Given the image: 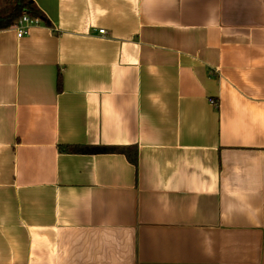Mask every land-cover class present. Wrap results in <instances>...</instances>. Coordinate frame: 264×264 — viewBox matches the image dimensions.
<instances>
[{
  "label": "crops",
  "instance_id": "1",
  "mask_svg": "<svg viewBox=\"0 0 264 264\" xmlns=\"http://www.w3.org/2000/svg\"><path fill=\"white\" fill-rule=\"evenodd\" d=\"M32 1L49 26L0 31V264H264V0Z\"/></svg>",
  "mask_w": 264,
  "mask_h": 264
},
{
  "label": "trees",
  "instance_id": "2",
  "mask_svg": "<svg viewBox=\"0 0 264 264\" xmlns=\"http://www.w3.org/2000/svg\"><path fill=\"white\" fill-rule=\"evenodd\" d=\"M2 2L9 10L7 13H0V31L13 28L22 16H27L30 19H38L41 23L49 26L46 17L32 0H0V6ZM57 89L58 91L61 89L60 76L58 77ZM59 150L67 154H105L119 152L126 156L128 151L127 148L82 145L59 146ZM130 159L134 161L132 158Z\"/></svg>",
  "mask_w": 264,
  "mask_h": 264
},
{
  "label": "built area",
  "instance_id": "3",
  "mask_svg": "<svg viewBox=\"0 0 264 264\" xmlns=\"http://www.w3.org/2000/svg\"><path fill=\"white\" fill-rule=\"evenodd\" d=\"M41 22L38 19H30L27 16H22L17 24L13 27L16 37L18 39L26 36L29 34V30L32 26L39 25ZM100 34H104V31H99ZM212 104H215L213 101H211Z\"/></svg>",
  "mask_w": 264,
  "mask_h": 264
},
{
  "label": "rangeland",
  "instance_id": "4",
  "mask_svg": "<svg viewBox=\"0 0 264 264\" xmlns=\"http://www.w3.org/2000/svg\"><path fill=\"white\" fill-rule=\"evenodd\" d=\"M8 7L7 6H5L4 4H3V2L1 3V6H0V13H7L8 12Z\"/></svg>",
  "mask_w": 264,
  "mask_h": 264
}]
</instances>
